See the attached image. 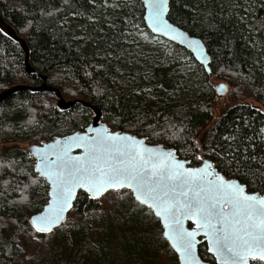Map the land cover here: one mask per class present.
<instances>
[{
	"label": "trees",
	"instance_id": "trees-1",
	"mask_svg": "<svg viewBox=\"0 0 264 264\" xmlns=\"http://www.w3.org/2000/svg\"><path fill=\"white\" fill-rule=\"evenodd\" d=\"M170 7L169 20L201 38L211 56L208 75L189 52L167 44L164 59H187L197 67L195 99L174 97L187 83L180 66L167 71L137 49L131 37L136 26L153 37L140 0H0L1 16L30 46L32 67L68 100L96 105L113 131L174 148L191 165L208 158L225 177L264 194V112L259 108H264V0H171ZM220 74L236 104L216 118L211 78ZM41 82L40 76L27 75L19 45L0 31V92ZM55 99L51 93L25 91L0 105V264L21 260L26 232L48 236L31 229L29 219L47 204L49 187L35 173L28 151L14 145L48 142L83 131L92 121V111L81 104L62 112ZM101 199L80 192L73 209L84 220L102 209ZM84 229L82 224L67 234L65 254L76 244L79 264L112 262L105 244L112 237L103 235L102 245L90 253L85 241L94 234ZM142 233L124 232L119 242L146 257L152 246ZM199 253L214 262L206 244Z\"/></svg>",
	"mask_w": 264,
	"mask_h": 264
},
{
	"label": "snow or ice",
	"instance_id": "snow-or-ice-1",
	"mask_svg": "<svg viewBox=\"0 0 264 264\" xmlns=\"http://www.w3.org/2000/svg\"><path fill=\"white\" fill-rule=\"evenodd\" d=\"M167 4L168 0H147V19L153 31L172 30L164 19ZM192 44L199 47L198 42ZM94 131L95 138L77 135L63 141L68 149L83 143L85 156L73 157L65 150L56 161L42 158L37 164L36 170L52 184L48 208L32 219L37 232L51 231L72 207L77 188L96 198L110 188L127 186L141 205L163 217L169 230L165 236L174 241L183 264L199 261L194 251L198 232L185 230L182 219L192 220L203 232L209 240L208 250L214 251L220 264H247L249 258L264 261V197L246 194L234 181L209 171L212 166L207 161L201 168H186L174 153L144 147L133 136L108 134L107 129ZM50 147L35 151L47 152ZM101 154L108 158L102 159Z\"/></svg>",
	"mask_w": 264,
	"mask_h": 264
},
{
	"label": "rangeland",
	"instance_id": "rangeland-1",
	"mask_svg": "<svg viewBox=\"0 0 264 264\" xmlns=\"http://www.w3.org/2000/svg\"><path fill=\"white\" fill-rule=\"evenodd\" d=\"M78 21H80V19L74 20V22ZM131 37L134 43H136L138 50L149 54L157 64H160L159 66L166 68L167 71L172 70L175 72V66L181 67L179 72L187 80V83L181 84L175 90V99L182 101L188 98L195 99L197 97L198 90L194 87L192 82L194 76L198 72L195 65L191 64L187 59L181 62L172 59L170 56L164 59L168 42L154 36L150 37V34L142 27L136 26V30L131 32ZM222 76L223 74H220L219 77L215 76L211 78L213 87L221 83L228 84ZM231 91L232 89L229 86L228 95L216 98L213 109V114L216 118L220 117L227 108L236 104L231 98ZM65 98L66 100L69 99L67 97ZM249 103L251 104V102ZM254 105L257 106L258 104ZM259 108L264 112V108ZM34 144L38 145L41 143ZM31 145L33 144L14 146H18L19 149H23L27 152ZM130 194L131 192L128 190L108 193L101 199L102 209L95 215H91L84 220L82 217L78 216L75 209H73L66 223L48 236H38L32 232H26L22 238L21 260L12 262V264H79L76 257L79 256V250H81L79 245L75 244L72 251L66 254L63 245H65L67 234L73 232L74 228L82 224L85 228V233L94 234L93 238L89 237L86 239V242L89 243L87 246L90 253H92L93 250L96 251L97 247L102 245L99 243L103 241L100 240L103 235L107 236L108 233L109 236L112 237L110 240L108 239L105 241L107 246L109 244L110 251L112 252L109 254L112 262L106 261L107 264H155V260L157 264H179V261L176 259L177 255L163 238V229L158 218L145 207L140 210H138V208L136 209L132 201L133 197L130 198ZM105 224H108V226ZM139 229L143 232L141 236L144 235L145 240H149L152 246L149 250L150 254L146 257H144L143 253L140 254L132 247H125L122 244L123 241L121 243L119 242V236L124 232L131 234V232H139ZM107 246L106 248L109 250ZM125 248L127 249L125 250ZM90 256L93 258L92 254H90ZM63 258H65V261H63ZM254 262L255 261H251L250 264Z\"/></svg>",
	"mask_w": 264,
	"mask_h": 264
},
{
	"label": "water",
	"instance_id": "water-1",
	"mask_svg": "<svg viewBox=\"0 0 264 264\" xmlns=\"http://www.w3.org/2000/svg\"><path fill=\"white\" fill-rule=\"evenodd\" d=\"M141 3L143 4L144 7V22H145V26L146 28L149 30V32L156 38H160L170 44H173L175 46H178L180 48L185 49L187 52H189L194 60L204 68L205 72L208 75L212 74V69H211V56L207 50L206 44L204 43V41L201 38H198L196 36H192L190 35L186 30L180 28L179 26H177L176 24L172 23L169 20V13H170V4H171V0H168V4H167V9L164 13V19L167 22L168 25L171 26V31H168L167 33H165V31H153L152 27L150 26V21L147 19L148 15H149V9L146 7V3L147 0H140ZM0 31L7 36L8 38H10L12 41H14L16 44L19 45L21 51L24 54V66H25V71L27 73V75H38L40 76L41 79V83L37 86H32V85H26V84H18V85H14L11 86L3 91L0 92V105L5 103L6 101H8L9 99H11L12 97H14L15 95L21 94L25 91H29L32 93H51L54 94L56 97V106L57 108L62 111V112H67L69 110H71L72 107L76 106L77 104H81L84 108H87L89 110L92 111L93 113V117H92V121L91 123L85 128L84 131H77L68 135H64V136H56L54 139H52L51 141L48 142H42L41 144H33L29 147L28 149V153L29 155L34 159L35 161V165H34V170L35 173L42 178L43 180L46 181L48 187H49V191H48V197L49 200L48 202L52 199V196L50 195V193L52 192V184L51 182L45 177V176H41L40 173L36 170V166L37 164L41 163L42 158H46L49 161H56L57 160V156L58 154H62L65 150H68V155L70 156H85L86 154V149L83 146V143H81L80 146H72L70 149H68V145L64 144L63 141L67 140L69 137H73V136H77V135H87L91 138H95L97 133L96 131H94V129H107V133L108 134H119L120 136H124V135H130L135 137L137 140H142L143 141V146L147 147V148H154V149H162L163 151H170L172 153H174L176 160L182 161L185 164V167H191V168H201L203 167V161H207L212 167L209 169V171H215L216 173H218L220 176H223L225 178V180H229V181H234L235 183H237L238 185H240L241 187L244 188V191L246 194H250V195H258V196H262L264 197V194H260L258 192H249L246 188V186L244 184H242L238 179H229L227 177H225L216 167L215 164L212 162V160L208 159V158H203L201 161V164L198 166L195 165H191V162L185 159H182L178 156L176 150L174 148H168L165 147L162 144H151L148 142L147 138L144 137H139L137 135L128 133V132H120V131H113L104 121H103V112L100 108H98L96 105H93L85 100L82 99H77V100H66V98L63 96L61 90L57 87L51 86L48 84V80L45 76L40 75L38 70L34 67H32L31 65V61H30V55H31V50H30V46L28 45V42L25 38L21 37L17 31L10 25L8 24L3 17L0 14ZM192 41L198 42L199 47H197L195 44H192L190 46V43ZM216 93H217V97H223L228 95L229 93V86L226 83H221L219 85H217L216 87H214ZM57 141H61L60 144H57ZM46 145H50L52 147H50L47 152H40V151H35V149H44ZM101 158L102 159H107L108 157L104 154H101ZM83 163V162H82ZM112 163H115V161H112ZM124 190H128L131 192L134 200L138 203L139 201L136 200L135 194L131 191L130 188H128L127 186H125L124 188H110L107 191L103 192L101 195H99L96 198H93V195L90 192H86L84 188H77L75 190L74 196L75 198L71 201L72 207L70 209H67L61 216V220L54 223L52 225V229L49 232H37L35 230V228L32 225V219L33 217L39 216L41 213L45 212V209L48 208V202L47 204L42 208L41 211H39L38 213L32 215L29 219V224L31 226V228L37 232L40 235H49L52 234L57 228L61 227L63 224L66 223L67 218L69 216V214L71 213L72 209L74 208L75 205V201L76 198L78 196V194L80 192L85 193L86 195H88V197L92 200H99L101 198H103L105 195H107L110 192H120V191H124ZM141 205V204H140ZM142 207L147 208L148 210H150L153 215L158 218V220L160 221V224L162 226L163 229V238L168 242V244L170 245L171 249L174 251V253L177 255L179 264H183L182 262V255L180 252L176 251L175 248H173V243L174 241L169 237V236H165V232H168L169 230L165 227V221L163 219V217H157L155 214V210L154 209H150L148 207V205H141ZM182 224H183V228L185 230L188 231H193L196 230L198 232V234L195 237L196 240V247L194 249L195 251V255L199 261V264H220V262L217 260V257L214 253V251L210 252L209 249V240L207 237H205L203 235V232L201 230L197 229L196 224H194L192 222V220L190 219H182ZM201 244H206L207 246V252L209 255H211L214 258V262H208L205 261L200 253H199V247ZM251 261H259V260H252L251 258H249V260L247 261V264H250ZM261 263L264 264V261H259Z\"/></svg>",
	"mask_w": 264,
	"mask_h": 264
},
{
	"label": "bare ground",
	"instance_id": "bare-ground-1",
	"mask_svg": "<svg viewBox=\"0 0 264 264\" xmlns=\"http://www.w3.org/2000/svg\"><path fill=\"white\" fill-rule=\"evenodd\" d=\"M86 242V241H85ZM89 244V243H88ZM79 252H80V250H79ZM78 253V252H77ZM60 255V254H59ZM56 256V255H55ZM76 257H78V256H76ZM59 258V257H58ZM50 260V259H49ZM57 261V260H56ZM58 261H61V260H58Z\"/></svg>",
	"mask_w": 264,
	"mask_h": 264
}]
</instances>
